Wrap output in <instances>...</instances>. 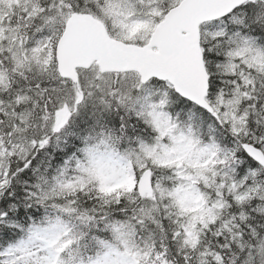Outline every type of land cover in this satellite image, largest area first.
Wrapping results in <instances>:
<instances>
[{
    "label": "snow or ice",
    "instance_id": "6c2138e0",
    "mask_svg": "<svg viewBox=\"0 0 264 264\" xmlns=\"http://www.w3.org/2000/svg\"><path fill=\"white\" fill-rule=\"evenodd\" d=\"M0 264H264V0H0Z\"/></svg>",
    "mask_w": 264,
    "mask_h": 264
}]
</instances>
